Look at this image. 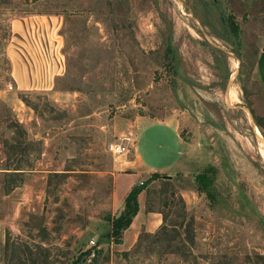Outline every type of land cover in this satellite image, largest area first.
Instances as JSON below:
<instances>
[{"label":"rangeland","instance_id":"rangeland-1","mask_svg":"<svg viewBox=\"0 0 264 264\" xmlns=\"http://www.w3.org/2000/svg\"><path fill=\"white\" fill-rule=\"evenodd\" d=\"M219 2L0 0V264H264V0ZM29 14L61 18L50 90L15 88L11 21ZM135 147L169 177L138 196L162 221L141 212L117 240Z\"/></svg>","mask_w":264,"mask_h":264},{"label":"crops","instance_id":"crops-1","mask_svg":"<svg viewBox=\"0 0 264 264\" xmlns=\"http://www.w3.org/2000/svg\"><path fill=\"white\" fill-rule=\"evenodd\" d=\"M61 18L57 15L29 14L14 18L11 21V38L7 53L11 62V72L17 90L39 89L50 90L53 88L56 77L64 72L62 55V38L59 33ZM255 73L264 85V40L259 47L255 61ZM177 144L183 141L175 130ZM135 152L130 159L125 160V165L133 166L132 173H118L115 175V187L125 196L134 184L141 183L149 178L152 173H141L144 167L142 155L135 147ZM114 169H122V163H115ZM117 180V182H116ZM142 206L139 203L137 214L133 217L130 226L123 232H130L128 239H133V234L138 228V219L141 216ZM143 214V212H142ZM144 215L146 230H153L161 224L159 214L149 212Z\"/></svg>","mask_w":264,"mask_h":264},{"label":"trees","instance_id":"trees-1","mask_svg":"<svg viewBox=\"0 0 264 264\" xmlns=\"http://www.w3.org/2000/svg\"><path fill=\"white\" fill-rule=\"evenodd\" d=\"M212 2L214 6H219L220 4L219 0H212ZM227 19H230L229 27L233 28L234 30L239 28V25L234 21L233 15L229 14ZM208 176H209V173L207 170H204L195 175V180L199 182V186L202 188V185H203V188L207 191L209 190V188H206L208 187V185H206L207 181L209 180ZM167 177L168 176L162 175L161 173L153 172L149 176V178L144 180L141 184L137 183L131 187V189L129 190V192L126 194L124 198V207L120 215L117 218H115L111 223V227L109 231L112 234V236H114L117 240L118 239L121 240L123 232L130 226L133 220V217L138 212V209H139L138 196L141 193V191L144 189L145 184H147L148 182H152L155 179H163L166 181L168 180ZM164 226L165 225L163 224V227Z\"/></svg>","mask_w":264,"mask_h":264},{"label":"built area","instance_id":"built-area-1","mask_svg":"<svg viewBox=\"0 0 264 264\" xmlns=\"http://www.w3.org/2000/svg\"><path fill=\"white\" fill-rule=\"evenodd\" d=\"M125 142H118V141H113L108 143L107 145V149L108 151H110L112 154H124L126 152L129 151V146L127 145L128 143H126L127 141H129L128 137H125Z\"/></svg>","mask_w":264,"mask_h":264},{"label":"bare ground","instance_id":"bare-ground-1","mask_svg":"<svg viewBox=\"0 0 264 264\" xmlns=\"http://www.w3.org/2000/svg\"><path fill=\"white\" fill-rule=\"evenodd\" d=\"M231 95L235 96V92L231 93ZM237 95H238V94H237ZM228 96H229V94H228ZM234 98H235V97H234ZM257 135H258L259 141H260V143H261L262 153H263V155H264V142H263L261 136H260L259 134H257Z\"/></svg>","mask_w":264,"mask_h":264}]
</instances>
